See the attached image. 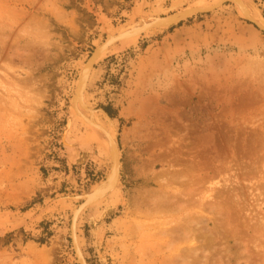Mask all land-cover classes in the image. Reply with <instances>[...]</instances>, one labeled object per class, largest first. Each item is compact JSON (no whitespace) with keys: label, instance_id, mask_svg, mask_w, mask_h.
Returning <instances> with one entry per match:
<instances>
[{"label":"rangeland","instance_id":"obj_1","mask_svg":"<svg viewBox=\"0 0 264 264\" xmlns=\"http://www.w3.org/2000/svg\"><path fill=\"white\" fill-rule=\"evenodd\" d=\"M88 196L87 264H264V0H0V264Z\"/></svg>","mask_w":264,"mask_h":264},{"label":"bare ground","instance_id":"obj_2","mask_svg":"<svg viewBox=\"0 0 264 264\" xmlns=\"http://www.w3.org/2000/svg\"><path fill=\"white\" fill-rule=\"evenodd\" d=\"M239 1H242V0H239ZM238 3V2H237ZM239 5V4H238ZM239 7V6H238ZM247 7V6H246ZM243 8V7H242ZM239 9V8H238ZM247 10V9H246ZM241 11V10H240ZM243 11V10H242ZM246 12V11H245ZM250 12V11H249ZM251 13V12H250ZM248 14V13H247ZM255 17V16H254ZM258 20V19H257ZM114 39V38H113ZM113 39H110V41L111 40H113ZM131 40V39H130ZM122 42H125V41H122ZM106 43H108V41L106 42ZM106 43H104V44H102L101 46H99L100 47V50H102V49H104L105 48V46L107 45ZM110 43H112V41L110 42ZM110 43H108V44H110ZM106 44V45H105ZM111 46V45H110ZM81 88V87H80ZM77 100H79L78 98H77ZM81 104H83L81 101H80V103H79V101H77V102H75V106H74V109H75V111H76V113L77 114H79V116L80 117H82V119L84 120V122L87 124V125H89L90 127H91V129H92V131H93V136H95V138L97 139V140H100V141H103V142H105V144H107V146H109L108 148H110V150H111V152H112V158H113V160H117V162H118V158H119V151H118V148H117V145H116V142L114 141V139H113V136H112V134L108 131V129H104V128H100V127H94V125H93V122L92 121H89L90 120V118L92 117L93 118V116L95 115H93V112H90L91 113V116L89 115V114H87V113H85V111L87 112V108H85L84 106H82ZM92 110V109H91ZM95 118V117H94ZM95 123V122H94ZM106 135V136H105ZM116 162V161H115ZM89 198H86V200L82 203V204H80L79 206H77L76 208H74L73 209V211H72V215L74 216V231H75V233H76V222H77V218H78V216H79V214H80V212L83 210V208L92 200V198H90V196H88ZM92 197V196H91ZM72 217V216H71ZM71 220V219H70ZM69 225H70V223H69ZM76 243L78 244V241H77V235H76ZM78 248H79V250H80V252L82 253V251H81V249H80V247H79V245H78ZM82 256H83V253H82ZM75 257H76V255H75ZM84 257V256H83ZM76 259H77V257H76ZM84 260H85V258H84ZM77 261H78V259H77ZM78 263H79V261H78ZM87 264V263H86Z\"/></svg>","mask_w":264,"mask_h":264},{"label":"water","instance_id":"obj_3","mask_svg":"<svg viewBox=\"0 0 264 264\" xmlns=\"http://www.w3.org/2000/svg\"><path fill=\"white\" fill-rule=\"evenodd\" d=\"M114 37V39L113 40H111L112 42H114V40H116V39H118L119 38V36L117 35V36H113ZM108 41V43H110L111 41H110V39H108V40H106L104 43H106ZM103 43V44H104ZM108 43H106V44H108ZM105 44V45H106ZM99 47V46H98ZM97 47V48H98ZM96 48V49H97ZM96 49L94 50V52L92 53V55H91V57H90V61H92V58H94V55H95V51H96ZM86 199H84L80 204H82L84 201H85ZM79 204V205H80ZM78 205V206H79ZM74 216L72 215V217H71V220H70V225H69V229H70V240H71V245H72V248H73V252H74V254L76 255V257H77V259H78V261H79V264H86V261L84 260V257L82 256V253L80 252V250H79V248H78V244L76 243V233H75V231H74Z\"/></svg>","mask_w":264,"mask_h":264}]
</instances>
